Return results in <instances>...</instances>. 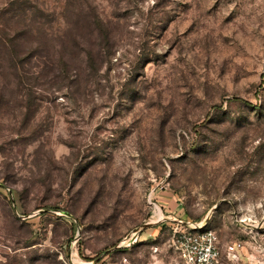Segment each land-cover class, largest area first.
<instances>
[{"label":"rangeland","instance_id":"374dc122","mask_svg":"<svg viewBox=\"0 0 264 264\" xmlns=\"http://www.w3.org/2000/svg\"><path fill=\"white\" fill-rule=\"evenodd\" d=\"M187 223L264 263V0H0V264H186Z\"/></svg>","mask_w":264,"mask_h":264},{"label":"built area","instance_id":"2783aa9c","mask_svg":"<svg viewBox=\"0 0 264 264\" xmlns=\"http://www.w3.org/2000/svg\"><path fill=\"white\" fill-rule=\"evenodd\" d=\"M179 224L174 227V238L180 246L184 262L186 264H218L221 259V252L213 231L204 229L203 226L198 227L193 223H187L189 227L183 229ZM244 250L243 243L238 241L230 243L227 247V252L232 261L234 258H239L238 256H243Z\"/></svg>","mask_w":264,"mask_h":264},{"label":"bare ground","instance_id":"6f19581e","mask_svg":"<svg viewBox=\"0 0 264 264\" xmlns=\"http://www.w3.org/2000/svg\"><path fill=\"white\" fill-rule=\"evenodd\" d=\"M209 215H210V214H209ZM161 218H163V217H162V215H161V213H160V214H159V219H161Z\"/></svg>","mask_w":264,"mask_h":264},{"label":"trees","instance_id":"16d2710c","mask_svg":"<svg viewBox=\"0 0 264 264\" xmlns=\"http://www.w3.org/2000/svg\"><path fill=\"white\" fill-rule=\"evenodd\" d=\"M14 40H15V39H12L11 42L13 43Z\"/></svg>","mask_w":264,"mask_h":264}]
</instances>
